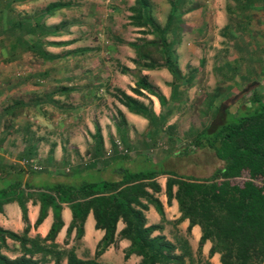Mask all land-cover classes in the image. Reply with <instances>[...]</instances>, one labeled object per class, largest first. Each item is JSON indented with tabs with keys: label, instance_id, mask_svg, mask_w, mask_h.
I'll list each match as a JSON object with an SVG mask.
<instances>
[{
	"label": "trees",
	"instance_id": "1",
	"mask_svg": "<svg viewBox=\"0 0 264 264\" xmlns=\"http://www.w3.org/2000/svg\"><path fill=\"white\" fill-rule=\"evenodd\" d=\"M14 1L23 0H5L0 3V28L3 26L2 22L5 24L8 22L5 29H0V35L4 36L2 38L7 35L12 50L18 48L15 52L11 49L10 52H6L7 58L11 60L14 56L16 58L21 53L28 52L43 63L55 59L57 57L55 54L44 49L43 37L59 33L62 23L46 26L42 19L45 14H51L54 9L67 7L68 4L53 2L46 5L42 13L33 17L25 16L21 20H14L11 16L8 19L4 15H7V10H11L10 3ZM240 1L247 5L253 0H236L235 6L241 10ZM183 2L184 0L169 1L171 9L162 26L154 21L148 0H134L129 7L130 24L140 28L139 33L152 35L150 40H143L139 44L129 42L136 54L133 60L135 69L139 72L141 69L152 67L151 62L154 61L148 49L154 48L161 61L155 64V67L165 68L171 76L168 96L170 101L177 99L179 95L177 92L182 83L185 87H190L195 79L194 73L181 74L176 63L173 42L181 26L179 9L182 8ZM258 2L264 6V0ZM14 30L17 34H13ZM168 35L171 36L170 41L167 39ZM50 43L62 44L53 41ZM200 63H203L202 59ZM43 73L46 74V71ZM141 89L156 97L160 106L169 101L145 80V76L136 78L130 90L140 95ZM250 90L248 109L230 113L227 108L236 100L235 95L222 99L213 110V118L208 125L193 133L188 143L181 145L177 152L171 150L166 154L189 156L191 147L195 150L210 151L222 165L214 168L206 177L176 173L169 167L167 160L163 162L164 158L152 162L153 167L150 169L132 170L130 164H127V161L132 159L118 155L97 168L98 172L108 174L109 179L82 181L78 184L55 181L48 185L31 187L33 190L26 192V195L23 190L19 191L21 184L19 177L6 182L7 173L3 175L5 178L0 179V209L6 201L17 199L24 225L19 232L0 227V264H41L48 261H52L53 264H99L95 258L120 239L129 241L122 250V258L125 260L131 254L139 256L137 264H195L194 260L197 261V254L206 240L211 243L207 257L217 253L220 264H264V94ZM112 96L129 112L139 114L147 120L145 137L149 141L161 133L162 125L167 122V111L162 115H156L150 105L143 104L119 88L114 89ZM220 110L224 115H220ZM116 116L118 118L116 134L119 142H124L125 119L119 109L116 110ZM218 118L220 122L216 124L215 120ZM171 126L173 125L168 124L163 130L169 131L166 136L169 143L177 141L171 133ZM94 136L96 153L101 150L98 128ZM113 147L116 149L114 143ZM139 156L150 160L141 153ZM96 163L97 161L93 166ZM2 169L0 166V171ZM20 173L22 169L18 170V174ZM242 173L246 174V179L240 184L231 183V179L241 176ZM158 175H166L162 191L166 204L169 205L171 199L176 201L179 216L173 219V223L178 224L186 219V234L190 232L192 225L199 226L200 236L195 255L185 235L177 232L173 234V240H169L162 234V224L168 222V219L164 216L157 195L161 192V186L156 181ZM256 179L261 180L262 184H257ZM28 184L23 183L25 187L30 188ZM30 196L36 197L39 201L33 227L42 221L48 208L52 210V221L43 237L37 234L33 237L27 235L30 225L26 219L24 200ZM62 203L68 205L71 213L63 244L67 243L72 230L74 240L82 236L83 222L88 212L92 214L94 228L103 231L95 245L92 258H79L73 246L66 248L53 241L56 232L62 226L60 217ZM148 205H151L158 214V222L147 223L144 211ZM118 220L123 226L115 232ZM6 239L14 242V251L17 253L14 257H8L2 252V249L7 247Z\"/></svg>",
	"mask_w": 264,
	"mask_h": 264
},
{
	"label": "rangeland",
	"instance_id": "2",
	"mask_svg": "<svg viewBox=\"0 0 264 264\" xmlns=\"http://www.w3.org/2000/svg\"><path fill=\"white\" fill-rule=\"evenodd\" d=\"M169 1L149 0L151 15L159 26L164 24L170 12ZM196 1H185L182 8L185 13L180 19L182 21L181 26L173 42L178 69L183 75L188 72L195 74L193 85L185 87V84L182 83L183 85L181 84L178 92L176 91L179 94L178 96L176 94L177 99L170 101V98L167 97L166 99H169V101L163 106H157V99H155L156 97L154 98L156 111H158L157 115H162L164 111L168 113L167 122L162 125L161 129L164 130L166 125L172 124L171 133L177 141L169 143L166 137L169 134L168 130L165 132L162 130L155 139L149 141L145 137V129L143 130L144 132H137L131 128V132H129L130 127L124 125L127 127V130H125V141L119 142V137L114 135L113 143L116 145V150L114 149L115 147L113 149L116 155L132 159L127 161L132 170L150 169L153 167L152 162H158L157 160L164 158L163 162L167 160L169 167L176 173L189 174L200 178L210 175L214 168L222 165V162L216 159L208 150H195L191 147L192 151L189 152V156L180 157L172 154L166 156V154L171 150L177 152L181 145L188 143L193 133L208 125L212 121L213 110L222 99L235 95L236 100L227 109L230 113H236L248 109L250 89L264 94V6H261L258 2L257 25L256 17L251 15L253 10L245 13L235 6L236 0H229L226 3L227 17L226 24L223 27L218 28V24L215 21L208 20L205 23V28L196 30L194 25H198L201 21L195 19V17L198 18L200 14L193 18L186 14L191 10L192 2L196 3ZM53 2L67 3L68 6L56 8L54 15L49 19H44V23H55L57 25L60 20V23H62L59 27L60 32L65 31L67 33L58 39H73L74 41L65 47L49 46L50 50L58 57L51 61L54 64L53 69L49 68L52 73L50 75L49 73L40 75L43 76L39 82L40 86H42L41 88L45 90L46 87L57 86L58 82L66 74L78 77H92L93 81L101 82L99 85L96 84V86L98 88L101 87L103 91L95 95L94 92L98 88L96 89L94 83H90V98L92 97L94 101L97 100V110H100L97 113V117H94L95 121H92L91 112L88 115L90 119L88 117L87 119L92 123H96L101 118L104 123L107 121L106 125L113 124L116 126L118 118L116 116V105L114 104L116 99L112 96L114 89L119 88L123 91H131V87L134 86V80L141 76H145V80L151 84L147 73L137 72L135 66L134 68L132 67L136 54L129 42L139 44L143 40L151 39L152 35L139 33L140 28L130 24L129 15L131 11L129 7L134 0H23L19 3H12L13 5L10 7L23 12L21 14L25 17L42 13L46 5ZM0 3L2 4L3 0H0ZM7 11L11 12V10ZM49 39L53 41L52 39L57 38L48 37ZM167 39L170 41L171 36L168 35ZM76 48L83 50L74 52ZM148 50H150V55L154 62H151V68H145V70H149L151 75L156 76L155 79H160L161 83L170 89L171 76L169 72L164 68L155 67V64H159L161 61L154 48ZM64 51H68V53ZM0 57L7 58V53L0 52ZM200 59L203 60V63H200ZM19 60L24 65V68H17V71L22 72L21 75H30L37 68L47 71V61L44 63L40 62L28 52H23ZM51 76L54 78H50ZM103 76L107 77L104 83H102ZM166 78L170 80L167 81L165 80ZM130 84H133V86ZM153 87L159 91L157 86L153 85ZM134 95L143 104L151 106L152 96L144 90L142 94ZM70 98L71 103H73L75 99L72 95H70ZM55 99L59 101L60 98ZM54 111L56 113L59 112L56 108ZM219 113L224 115L222 110ZM53 116L56 117L55 114ZM76 116V119H72L70 122L72 125L79 126L83 121L85 122L81 114H76ZM57 119L61 121V115ZM219 119L215 120L216 124L220 122ZM55 136L58 139L63 137L61 132L55 134ZM62 152L67 157L68 163H62V165L59 164L57 166V170L60 172L68 174L74 171L76 167L78 168L79 165L83 167L84 163H86V174L69 180V184L110 178L107 177L108 174L105 175L102 174V171L98 172L90 168L94 165V162L88 164L89 159H91L89 149L85 153L88 155L84 159L80 156L78 164H74V159L76 158L70 156L73 153V149L65 148ZM104 153L101 155L102 157H104ZM140 153L146 155L150 160L147 158L143 159L139 156ZM23 166L26 172L33 171L29 169L26 163ZM159 166L161 167L162 163ZM164 166H166L165 163ZM43 168H40L39 171L43 170ZM165 178L166 175H158L156 177V181L161 185V193L157 195L161 194L162 199L165 198L162 193ZM244 179H246V174L242 173L241 176L231 179V183L240 184ZM44 182V180H39L41 185L45 184ZM256 183L262 184V181L256 179ZM162 225V234L169 240H173V234L177 232L185 235L188 240L190 232L186 234L185 229H181L179 223H173V219H168V222H164ZM80 238L78 240L72 238L71 244L67 246L63 243L59 245H65L64 247L66 248L73 246L75 254L83 257V259L92 258L93 252L90 254L88 251H84ZM2 252L8 257L17 254L14 251V242H7V247L2 249ZM193 254L195 255V251ZM95 260L99 264H129L122 258V251L117 243L106 248ZM194 262L195 264L196 262L197 264H215L216 260L213 259L211 261L210 256L202 255L200 251L197 254V261L194 260ZM218 264H220L219 261Z\"/></svg>",
	"mask_w": 264,
	"mask_h": 264
},
{
	"label": "crops",
	"instance_id": "3",
	"mask_svg": "<svg viewBox=\"0 0 264 264\" xmlns=\"http://www.w3.org/2000/svg\"><path fill=\"white\" fill-rule=\"evenodd\" d=\"M185 1L186 0H184L183 5ZM228 1L229 0H197L196 3H193L195 2L193 1L190 6L191 10H189L186 14H188L190 18H193L194 16L200 14L198 18L195 17V19L201 21L198 25H194L196 26V30L205 28V23L208 20L215 21L218 24V28H221L226 24V3H228ZM3 2H5V0H3ZM19 2L20 1H14L12 3ZM241 2L242 1H240L239 6H242V11L248 13L249 10H253L251 11V15L256 17V23L258 25V0H253L252 2H250V4L247 5L242 4ZM12 3H10V6L13 5ZM132 3L133 2H131V4ZM182 8L180 17H183L185 13V10ZM55 11L56 9H54L51 14H45L42 19L43 23L44 19H49L50 17H52ZM21 13L23 12L11 8V12H8L7 15L5 14L4 16L8 17V19L13 16L14 20H21L23 17V14ZM33 16L34 15H31V17ZM59 22L61 21L59 20L58 23ZM2 23L3 26L0 29H5L8 25V22L6 21V24L4 22ZM44 25L50 26L56 24L44 23ZM254 28H256V26H254ZM66 33L67 32L63 31L62 33L59 32L55 35L48 34L44 36V49L47 52L55 54L50 50L51 48L49 46L58 48L65 47L73 43V39H58L60 38V36L65 35ZM13 34H17L16 30H14ZM2 37L4 36L0 35V40L2 39L0 41V52H10L11 48L9 47V41L6 38L7 35L5 38ZM48 37L57 38L52 39L53 42H59L62 44H51V40H48ZM45 41L49 42L46 43ZM17 49L18 48H15L13 50L11 49V51L15 52L17 51ZM81 50L83 49L76 48L74 49V52ZM64 52L68 53V51ZM21 55L22 53L19 57L15 58L14 56V59L11 60L8 58L0 57V166L3 167V169L0 171V179H2L3 175H5L6 173V182H8L10 179L19 177L21 180L19 191L23 190L24 194L26 195V192L33 190V188L31 187L44 186L55 181L69 183V180H72L77 176H84L86 174V163H84L83 167H81L80 165L78 166V168L76 167L74 171H71L73 173L70 172L68 174H65L57 170V166L59 164L62 165V163H68L67 157L62 152V150L65 148L73 149L74 154L72 153V155L70 156L77 159H74V164H78L80 156L84 159L86 155H88L85 153H87V150L89 149L91 159H89L88 164L93 162L95 163V161H97L92 169L97 170V168H100L102 163H105L111 157L116 156V152L114 151L115 148L113 149V136L117 134L116 126H114L113 124H110L108 126L106 125L107 121H105L104 123L103 119L101 118L98 119L96 123H92L89 120L90 118L88 115L90 114V112L92 121H95L94 117H97V113L100 110H97V100L94 101L92 97L90 98V83H94V86L97 89L98 87L96 86V84L99 85L101 82L93 81L91 79L92 77H78L66 74L58 82L57 86L52 85L50 88L46 87V89L44 90L39 84L40 79H42L41 77H43L40 75H42L44 69L37 68L36 71H32L30 75H21L22 72H19V70L17 71V68H24L23 62L19 60L21 58ZM53 60L47 61L46 63V75L48 73L49 75L52 73L51 69L49 68L53 69L54 64L51 62ZM31 65L33 64L31 63ZM132 67L134 68V65H132ZM160 69L163 68L160 67ZM139 72L147 73L149 75L151 84L157 86L158 90L165 98L168 97L170 89L168 86H164L163 83H161L160 79H155L156 76L151 75L150 71L147 69H141ZM106 76H103L104 78H102V83L107 80ZM50 78L54 77L51 76ZM165 80H167V78ZM169 80L170 79H168L167 81ZM130 85L133 86V84ZM101 91H103V89L99 87L94 93L95 95H98ZM141 91L143 92L142 89ZM124 92L126 94H130V96L136 99L138 98L131 91L125 90ZM70 95H72V97L75 99L73 103H71ZM55 98L60 99L58 101ZM154 98L155 97L152 96L150 104L152 111L157 115L158 111H156L155 105L157 100L155 101L156 98ZM114 104L116 105V109H119L122 112L125 119V126L128 125L130 127L129 132H131V128L133 130H136L137 132H144L143 130H146L147 120L145 118H143L139 114L129 112L123 105L117 103L116 101L114 102ZM158 105L159 104L157 101V106ZM55 108L57 109V111H59L58 113L54 111ZM53 114H55L56 117H54ZM76 114H81L82 118L85 120V122L82 120L83 122L79 126H74L70 123L72 119H76ZM60 115L62 117L61 121L57 119L58 117H60ZM87 117L89 119H87ZM125 126L123 130H127V127ZM96 128H98L99 134L101 136V150L98 152L96 151L95 153L94 132ZM60 132L63 136L62 139H58L55 136V134ZM103 153L104 157L101 156L103 155ZM28 159L33 160L35 163H37V165L39 164L38 166L40 168L44 167L43 170H37L33 173H29V171L26 172L23 169V164L24 160ZM99 163L101 164L98 165ZM20 169H22V173L18 174V170ZM65 169L67 170V168ZM38 171L39 173H37ZM39 180H44L45 184L41 185L39 183ZM24 182H28L30 188L25 187L23 185ZM158 198L162 204L165 218L172 220L179 216L176 201L174 199H171L170 204L167 205L165 202V198L162 199L161 194L158 195ZM24 206L26 219L30 225L27 235L29 237H33L37 234L43 237L46 234L52 221L51 208H48L46 210V214L42 221L36 227H33L32 224L38 214L39 201L36 197L32 198L30 196L24 200ZM154 211L155 210L151 205H148V208L144 211L148 224L156 223L159 220L158 214L155 213L156 211ZM60 217L62 220V226L56 232L53 239V241L57 244H62L63 240L66 239L65 231L71 219L70 209L65 203L61 204ZM23 225L24 223L21 218V210L17 199L12 198L9 201L3 203L0 209V227L11 230L13 232H19L22 230ZM186 225V219L182 220L179 223L181 229H185ZM122 226L123 223L118 220L115 225V232L121 229ZM102 233V230L94 228V220L92 214L88 212L83 222V233L80 238L82 246L84 247V251L86 250L90 254H92L96 243L102 236ZM73 236L74 231L72 230L69 234V242L66 243V246L68 244H71ZM199 236V226L192 225L188 237V243L192 252H194L197 247ZM10 241V239H6V243ZM116 243L118 244V246L120 245V250L122 251L128 245L129 241L127 239H120ZM210 245V241H204L200 250L202 255H207ZM107 248H109V246ZM15 255L16 254L9 257H14ZM78 257L83 258L81 256ZM210 259L211 261L213 259L216 260L215 264H218L217 253H213L210 256ZM138 260L139 256H135L133 254L129 255V257L125 259V261L127 263L129 262V264H137ZM41 264H53V262L48 261Z\"/></svg>",
	"mask_w": 264,
	"mask_h": 264
},
{
	"label": "built area",
	"instance_id": "4",
	"mask_svg": "<svg viewBox=\"0 0 264 264\" xmlns=\"http://www.w3.org/2000/svg\"><path fill=\"white\" fill-rule=\"evenodd\" d=\"M116 143H118L117 141H115ZM27 164L28 166H29V169L30 170H33V171H37V170H39V166L37 165V163H35L33 160H30V159H28V160H24V164Z\"/></svg>",
	"mask_w": 264,
	"mask_h": 264
}]
</instances>
